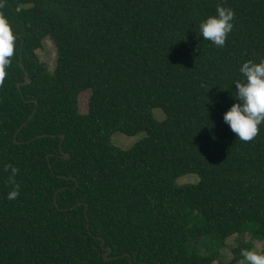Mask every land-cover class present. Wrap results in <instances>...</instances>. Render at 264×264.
Wrapping results in <instances>:
<instances>
[{
  "label": "trees",
  "instance_id": "trees-1",
  "mask_svg": "<svg viewBox=\"0 0 264 264\" xmlns=\"http://www.w3.org/2000/svg\"><path fill=\"white\" fill-rule=\"evenodd\" d=\"M5 2L16 52L0 87V264H212L228 236L264 240V123L246 143L223 120L240 66L264 59V0ZM217 5L234 12L223 47L198 34ZM45 38L52 70L36 53ZM141 131L129 148L111 141ZM187 173L198 180L177 183Z\"/></svg>",
  "mask_w": 264,
  "mask_h": 264
},
{
  "label": "clouds",
  "instance_id": "clouds-1",
  "mask_svg": "<svg viewBox=\"0 0 264 264\" xmlns=\"http://www.w3.org/2000/svg\"><path fill=\"white\" fill-rule=\"evenodd\" d=\"M5 6V0H0V9ZM233 20V10L217 5L216 15L209 16L199 23L198 34L216 47H223L227 35L232 31ZM15 52L16 36L5 15L0 13V87L4 85L7 76L6 68L10 66ZM239 72L244 77V82H234L237 102L224 113L223 120L240 141L247 143L256 138L259 133L258 126L264 123V59L259 63L252 60L244 62ZM4 170L9 172L8 183L12 185L7 193V199L15 200L20 194V185L15 179L19 169L7 164ZM240 255L248 264H264V253L241 249Z\"/></svg>",
  "mask_w": 264,
  "mask_h": 264
},
{
  "label": "rangeland",
  "instance_id": "rangeland-1",
  "mask_svg": "<svg viewBox=\"0 0 264 264\" xmlns=\"http://www.w3.org/2000/svg\"><path fill=\"white\" fill-rule=\"evenodd\" d=\"M43 47L36 51L39 61L43 62L49 70H52L56 60V50L51 39L45 38L43 41ZM89 96V90H84L78 95V109L79 112L83 113L87 109V99ZM154 117L158 120L164 118L165 114L161 108L153 109ZM146 135L145 131L136 133L135 135H126L121 132H115L112 134L111 141L118 146L119 148L126 149L129 148L134 142ZM198 180V176L194 173H187L177 178V183H193ZM251 242L252 247L250 250L256 251L257 253L264 249V240L257 239L253 234L248 230L243 234H233L226 237L223 244L218 247V254L216 260L212 264H219V262H229L233 255L231 248L236 245L238 242ZM209 246V245H208ZM198 251L202 254H208L212 251L210 247H204L202 243L198 246ZM248 262L244 258L238 261L235 264H247Z\"/></svg>",
  "mask_w": 264,
  "mask_h": 264
},
{
  "label": "water",
  "instance_id": "water-1",
  "mask_svg": "<svg viewBox=\"0 0 264 264\" xmlns=\"http://www.w3.org/2000/svg\"><path fill=\"white\" fill-rule=\"evenodd\" d=\"M18 64H19L20 67H23L22 62H21V57H20V60H19ZM28 81H29L28 72L27 71H24V80H23L22 83H27ZM19 86H20V83H17V87L18 88H19ZM60 138L61 139H60V143H59V148L61 149V144H62L64 135L63 134H60ZM63 157L64 158H68L69 157V154L68 153H65V154H63ZM87 227H88V230H89V223H87ZM101 245L102 246L104 245V240L103 239H101ZM105 248H106V250L103 253V257L104 258H107V255H109L111 253V247L107 246ZM129 261H130V264H132V261H131L130 256H129Z\"/></svg>",
  "mask_w": 264,
  "mask_h": 264
}]
</instances>
